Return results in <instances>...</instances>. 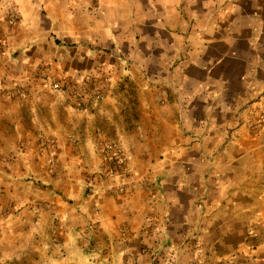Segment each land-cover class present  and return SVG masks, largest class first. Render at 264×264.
<instances>
[{
  "label": "crops",
  "instance_id": "0c3cea01",
  "mask_svg": "<svg viewBox=\"0 0 264 264\" xmlns=\"http://www.w3.org/2000/svg\"><path fill=\"white\" fill-rule=\"evenodd\" d=\"M0 41V264H264V0H0Z\"/></svg>",
  "mask_w": 264,
  "mask_h": 264
},
{
  "label": "built area",
  "instance_id": "2783aa9c",
  "mask_svg": "<svg viewBox=\"0 0 264 264\" xmlns=\"http://www.w3.org/2000/svg\"><path fill=\"white\" fill-rule=\"evenodd\" d=\"M9 13H10V18H11V22L13 24H16L18 22H20V18L17 15V12L15 11V9L13 7L10 6L9 8ZM2 50L1 47V41H0V51ZM43 85L45 87H48L54 91H62V92H66L69 93L71 92V90L68 87L62 86L59 82L57 81H53L50 78L47 77H43ZM105 83H109V79H105ZM98 85V84H97ZM99 86V85H98ZM19 94H24V92H20ZM77 94L79 95L78 98L80 100V102H82L84 104V106L86 107H90L91 104L93 103V101L96 100H101L104 97V92L101 89H92V90H84L82 92H77ZM264 121V117H262V119H260L256 125H254V127L259 126L261 123H263ZM40 139H42L43 142V154L52 156V150L56 147V140H54L51 137H44L43 135L39 136ZM106 156H107V161H108V165H107V169L105 171V173L107 172L108 174L110 173V175H118V176H122V175H126L128 173V169L126 167V155H125V151L122 148L121 145H119L117 142L116 143H110L107 147H106ZM104 173V174H105ZM104 174L101 173L100 174V178L104 177ZM94 177H90L87 182H86V186H87V191H88V196H92V190L94 189ZM96 229H100L99 224L95 225Z\"/></svg>",
  "mask_w": 264,
  "mask_h": 264
},
{
  "label": "rangeland",
  "instance_id": "374dc122",
  "mask_svg": "<svg viewBox=\"0 0 264 264\" xmlns=\"http://www.w3.org/2000/svg\"><path fill=\"white\" fill-rule=\"evenodd\" d=\"M247 34H249V33H247ZM248 38H249V36H248ZM246 40V39H245ZM1 54V53H0ZM233 87L235 88V87H240V84L238 83V84H234L233 85ZM19 91L20 90H18V89H16L15 91H14V94L18 97V96H20L21 94H19ZM262 117H264V115H262L261 117H259V119H258V121L260 120V119H262ZM257 121V122H258ZM264 122V121H263ZM262 124V123H261ZM260 124V125H261ZM40 135H43L45 138L46 137H51V138H53L54 140H55V138L53 137V136H51V135H49V136H45L44 134H40ZM38 139H39V141L42 143V145H41V149H44V147H43V140L42 139H40V137H38ZM111 143H116V142H111ZM123 148V147H122ZM124 149V148H123ZM12 150H14V149H12ZM11 150V151H12ZM17 150V149H16ZM16 150H14L13 152H7V153H4V152H2V154L0 153V176L2 175V174H4V171L3 170H5V168H3L4 166H3V164H5V165H7V164H9L10 162H12V160H11V158L13 157L14 159H16L17 158V155H16ZM125 151V150H124ZM4 153V154H3ZM13 153H15V155H13ZM44 153V152H43ZM126 155V154H125ZM107 157V156H106ZM126 161H127V159H126ZM108 162V161H107ZM129 169H128V173L127 174H129ZM126 174V175H127ZM126 175H122V176H126Z\"/></svg>",
  "mask_w": 264,
  "mask_h": 264
}]
</instances>
